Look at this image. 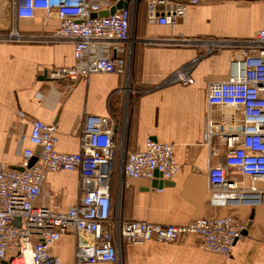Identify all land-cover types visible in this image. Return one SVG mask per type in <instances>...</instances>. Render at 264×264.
<instances>
[{
	"label": "crops",
	"instance_id": "crops-1",
	"mask_svg": "<svg viewBox=\"0 0 264 264\" xmlns=\"http://www.w3.org/2000/svg\"><path fill=\"white\" fill-rule=\"evenodd\" d=\"M137 1L129 8L131 56L125 73L70 83L43 76L46 68L75 64L73 44L48 37L58 20L45 21L44 11L34 20L17 19L12 0H0V164L20 168L24 151L34 148L29 140L34 120L55 124L58 151L72 154L79 151L86 115L114 116L119 149L113 203L118 201L124 220L183 226L196 219L232 217L247 229L230 256L207 252L198 236L189 235L171 243H124L117 263L99 264H264V201L213 205L208 172L211 166H225L224 149L212 158L207 144L208 86L227 80L233 44L264 30V0H200L188 4L175 26L149 23L148 0ZM222 41L229 46L217 49ZM181 68L193 84L175 80ZM149 138L174 146L179 171L170 185L155 188L160 179L130 180L120 172L121 158L142 150ZM230 172L249 187V178ZM80 179L77 171L50 173L37 205L67 212L79 200ZM79 242L71 231L51 252L61 264H87L75 258Z\"/></svg>",
	"mask_w": 264,
	"mask_h": 264
},
{
	"label": "built area",
	"instance_id": "built-area-1",
	"mask_svg": "<svg viewBox=\"0 0 264 264\" xmlns=\"http://www.w3.org/2000/svg\"><path fill=\"white\" fill-rule=\"evenodd\" d=\"M120 1L12 0V6L17 19L34 20L44 11L45 21L58 20L48 37L71 42L75 64L46 68L43 76L75 83L92 75L125 73L131 56V12L117 10L100 16ZM198 3L148 0V21L175 26L186 16L188 4ZM215 46L221 49L229 44L222 41ZM233 47L227 80L208 86L207 144L212 158L223 147L225 163L211 166L208 172L215 206L264 201L260 185L264 184V30ZM175 80L182 85L194 82L186 68L175 73ZM117 123L114 116L86 115L79 151L70 154L58 151L55 124L32 121L29 140L36 149L24 151L19 169L0 164V264H61L51 250L71 231L81 240L75 258L87 264L117 263L124 243H171L189 235L198 236L207 252L232 254L246 230V224L232 217L196 219L183 226L122 218L118 201L114 204L111 196ZM38 148L41 153L31 164ZM62 170L80 173V197L67 212L58 213L37 201L47 176ZM231 170L249 178V187L237 182ZM178 171L174 146L151 138L142 150L121 158L120 172L130 180L170 182Z\"/></svg>",
	"mask_w": 264,
	"mask_h": 264
},
{
	"label": "water",
	"instance_id": "water-1",
	"mask_svg": "<svg viewBox=\"0 0 264 264\" xmlns=\"http://www.w3.org/2000/svg\"><path fill=\"white\" fill-rule=\"evenodd\" d=\"M133 0H121L116 7L112 8L110 11H105V12H102L100 14V16H108L110 14H114L117 10H128L129 9V6H130V3L132 2ZM41 150L42 148H38L37 149V152H36V157L32 160V163L31 164H34L36 161H37V156L41 153ZM156 177L159 178V175L156 174ZM157 180V179H156ZM164 185H170V182L168 181H155L153 183V186L155 188L159 187L161 188L162 186ZM246 229H247V226H246Z\"/></svg>",
	"mask_w": 264,
	"mask_h": 264
},
{
	"label": "trees",
	"instance_id": "trees-1",
	"mask_svg": "<svg viewBox=\"0 0 264 264\" xmlns=\"http://www.w3.org/2000/svg\"><path fill=\"white\" fill-rule=\"evenodd\" d=\"M142 2H144V0H138L137 1V5H139V4H141ZM116 140V139H115ZM118 142L116 141V152H115V161H114V175H115V169L117 168V157H118V153H117V151H118ZM114 175H113V179H112V182L114 181ZM113 185V184H112ZM111 196H112V201H113V190H112V194H111ZM114 198H115V196H114ZM114 204H115V201H114Z\"/></svg>",
	"mask_w": 264,
	"mask_h": 264
}]
</instances>
